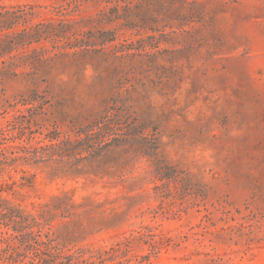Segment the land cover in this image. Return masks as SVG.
<instances>
[{
    "label": "rangeland",
    "instance_id": "rangeland-1",
    "mask_svg": "<svg viewBox=\"0 0 264 264\" xmlns=\"http://www.w3.org/2000/svg\"><path fill=\"white\" fill-rule=\"evenodd\" d=\"M0 70V127L97 132L0 170V264H264V0H0Z\"/></svg>",
    "mask_w": 264,
    "mask_h": 264
},
{
    "label": "trees",
    "instance_id": "trees-1",
    "mask_svg": "<svg viewBox=\"0 0 264 264\" xmlns=\"http://www.w3.org/2000/svg\"><path fill=\"white\" fill-rule=\"evenodd\" d=\"M40 25L41 24H37L31 28L36 38L35 42L41 39L37 30V27ZM50 36L51 33L47 32L45 38ZM82 52L93 53L97 58H100L101 54L106 55L107 57L104 61H107L109 57H113V59L117 57L116 50L106 52L103 48H85ZM75 54H77V52H74V55ZM1 73L0 70V76ZM37 98L35 93V97L24 99L22 105H32L27 111L41 109L45 103L39 102L35 105L34 103L38 102ZM26 117L27 116L23 114L15 115L10 120H7L5 125L0 127V170L11 165L18 159L25 161L32 160L34 163H37L53 160L54 156L57 155L61 161L64 155L70 158L73 155L76 156V154H81V152L76 153L79 146H81L82 150L86 151L89 156L93 154L94 146L91 143V137L97 132L94 131L92 127L78 129L74 136L69 134L62 135L56 128L42 132L39 129L32 130L31 125H24L26 120V122L29 123ZM97 128L98 130L100 129L99 127ZM35 134H39V137H36ZM32 140H35L33 144L31 143ZM0 201V224L11 229V233L8 231L3 232L4 235H7L3 237V240H8L10 237L24 236L27 234L26 232L28 230L30 231L28 234H33L29 221H31L32 224L35 222V218L31 215L24 214L16 207L3 205L2 202L4 200L0 199ZM151 248L155 250V244H152Z\"/></svg>",
    "mask_w": 264,
    "mask_h": 264
}]
</instances>
